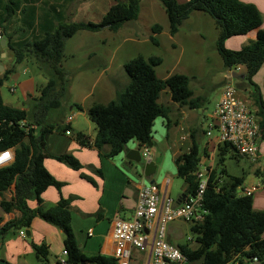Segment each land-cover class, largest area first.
<instances>
[{"label": "trees", "instance_id": "1", "mask_svg": "<svg viewBox=\"0 0 264 264\" xmlns=\"http://www.w3.org/2000/svg\"><path fill=\"white\" fill-rule=\"evenodd\" d=\"M25 1L32 4L23 7ZM160 1L173 35L194 12L211 16L218 28L216 47L225 67L245 64L247 80L255 85L253 77L264 64L263 15L255 4L243 0ZM35 2L37 0H0V31L14 56V66L0 76V150L15 148V161L0 168V207L4 213L14 210L21 213L19 218L5 223L0 215V238L13 230H30L34 219L40 217L65 232L64 246L72 264H116L113 256H87L81 249L72 227V199L62 195L65 183L45 166L47 158H55L80 171L82 162L72 153L51 154L46 147L48 137L58 127L62 134L66 129H72L71 125H64L65 115L59 113L70 86L68 71L63 66L67 41L82 30L98 32L109 28L118 31L125 23L139 18L141 0H116L100 22L67 21L64 10L40 16ZM19 9L21 19L18 17ZM256 29V39L242 48L234 50L227 47L226 42L231 37L246 35ZM162 30L159 24L153 26L155 34ZM152 40L156 45L160 44L158 37L152 36ZM33 55L50 67L46 85L40 89L38 97L31 98L29 110L6 104L2 86L15 66ZM162 63L160 56L138 55L125 64L129 82L115 99L107 103L95 102L87 109L78 104L77 107L96 124L97 133L92 138L79 131L72 135L74 140L82 147L95 148L101 157L114 159L126 150L132 140L140 144L153 141L156 120L159 117L169 119L170 108L160 102L164 91L168 90L172 100L181 106L200 108L204 104L203 98L195 96L190 77L175 73L160 78L156 69ZM258 108L261 139H264V104H258ZM23 121L26 125L22 124ZM202 154L193 136L188 151L175 159L177 175L187 186L181 201L184 196L194 195L198 190L199 181L195 173L200 167ZM218 155V165H223L226 156L237 157L240 154L226 143L220 145ZM223 173H226L224 168L220 175ZM82 176L96 185L93 178L84 173ZM218 177L217 172L211 173L204 192L208 214L202 221L191 225L196 245L187 242L179 246L188 258L185 264H253L256 261L264 264V210L254 208L253 196L240 194L244 176H229V180L223 183ZM13 186L14 195L8 199L6 193ZM50 187H56L61 196L56 205L46 208L43 194ZM32 200L37 203L35 207L30 205ZM34 246L38 257L47 259L49 246L46 243Z\"/></svg>", "mask_w": 264, "mask_h": 264}, {"label": "rangeland", "instance_id": "2", "mask_svg": "<svg viewBox=\"0 0 264 264\" xmlns=\"http://www.w3.org/2000/svg\"><path fill=\"white\" fill-rule=\"evenodd\" d=\"M85 1L87 0H77V3L80 4ZM90 1L95 2L91 7L70 9L67 13V20L76 22H100L116 0ZM187 1L179 0L180 3H186ZM207 17L200 21H194L193 18L191 19L192 21H184L180 26V31L171 36L169 19L161 1L141 0L139 18L125 23L118 31L109 29H103L99 32L80 31L69 39L65 49L63 66L68 71L70 86L59 113L63 116L65 115L64 121L69 115L74 116L72 121L73 134L77 133V130L91 134V136L97 132L96 124L89 119L85 111H81L77 107L78 103L89 108L94 102H108L117 97L112 90L109 91L108 95L100 94L98 91L99 88L96 90L95 83L98 73H101L104 69L105 73L109 75L108 80L106 78L104 80L106 82L109 81V83L112 80L116 89L122 90L128 82V76L124 68L125 64L134 57L142 54L146 57L160 56L163 58V63L156 69L160 78H167L175 73L189 76L195 95H202L201 97L205 103L203 107L197 109L182 107L179 103L172 101L171 94L168 90L163 92L160 102L170 108L171 131L175 129L176 123L183 117L184 113L182 111L187 113L189 110L194 111V118L191 122L199 127L193 125L186 128L188 125L186 123L182 124L177 133L178 137L177 135L173 137V134H169L167 138L166 129L163 125L161 126V122L166 120L163 117H159L156 120L155 128H153V130L159 129V132L156 133L159 141L154 146V158H156V155L159 156L156 158L157 163L165 164L166 171L173 164L171 163V159L176 147V140H179L178 146L182 147V152L179 153L180 155L187 150L186 145L190 142L189 139H192V130H194L196 138L198 140L200 139L201 142L208 140L209 137L201 129L208 130L205 118H208L220 97L221 85H219V82L223 78L224 73L222 71H226V68L216 47V40L219 35L218 28L214 20L210 16ZM156 24L163 27L161 34L155 35L153 32V26ZM152 36L158 37L159 45L153 42ZM90 51H97L98 54L89 55ZM3 53H6V55ZM13 58V53L7 46H0V65L3 66V70L0 71V76L6 69L12 68ZM49 69V65L43 61L31 60L29 65H27V72L25 74L30 80L26 83H17L15 85V80H11L9 76L10 79L5 82L1 89L5 101L15 106L28 105L31 102V98L38 97L40 89L46 85L49 77ZM231 84L237 87L235 82ZM11 86H16L15 92L10 91ZM241 90L239 92L243 96ZM59 128L48 137L47 152L51 154L63 152L72 153L82 162L83 169L80 171L73 170L67 164L61 163L53 158L47 160V165L52 168L55 164H61L71 169L69 171L75 173V178H79L80 182H75L81 184L80 190L83 195L82 197L73 199V208H71L72 211L74 210L72 214H74L76 222L78 221V211L81 209L86 210L87 214L85 217L92 218L97 217L98 212L104 213L101 210L103 207H107L108 209L112 208L113 202L112 204L109 202L114 201L116 199V193H119L123 189V192H126L124 196L127 198H121L120 201L124 202L126 207L131 208L135 204V199L133 196V187L128 184V179L142 175L141 170L136 165L130 167L127 159L125 160V164H123L121 158L118 156L115 160H112L101 157L99 151L95 148L80 147L73 136L62 134L59 132ZM261 140L259 143H261ZM243 162L250 165L245 159ZM226 166L231 172H236L239 169L238 158L228 155L226 157ZM50 170L52 171V169ZM100 172H103V177ZM80 173H84L96 180L98 186L95 187L86 178L84 179L89 182L82 180ZM171 180L173 181L171 198L177 201L184 193L185 181L176 174L174 176L171 175ZM74 189H76L75 183L74 181H70L68 190L73 191ZM12 195V191L6 193L8 199H11ZM31 203L34 205L37 204L35 200L31 201ZM18 213V210H14L12 213H7L3 217L6 218V222L15 220L20 217ZM41 221L42 223H47L44 219ZM88 223L91 224V220ZM173 224L179 227L178 237L173 239L176 244L190 242L193 246L196 245V235L191 230V222L177 220ZM31 229L33 233L27 235L26 242L20 236L22 231L26 233V228L10 231L3 238H0V256L12 253L16 256L15 261L17 264H49L48 260L53 262V251L50 247L46 259L38 257L34 246L46 243L39 240L35 242L33 239L34 233L44 234L42 227L33 226ZM106 230L104 229L103 232H106ZM25 243H27L26 250L23 249ZM135 256L136 253L133 255V258ZM141 264H144V261H141Z\"/></svg>", "mask_w": 264, "mask_h": 264}, {"label": "crops", "instance_id": "3", "mask_svg": "<svg viewBox=\"0 0 264 264\" xmlns=\"http://www.w3.org/2000/svg\"><path fill=\"white\" fill-rule=\"evenodd\" d=\"M243 1L247 2V3H253L259 8V10L261 11V13L263 15V24H262L261 28L264 29V0H243ZM30 4H32V3L31 2L28 3L25 1L24 3H22V6L25 7V6H28ZM92 4H95V2L90 1V0H87L85 2H81L80 4L77 3V0H37V2H35V5H37V8H38L39 15L40 16L44 15V17H45V14H54L56 12H62V10L65 11L66 17H68L67 13L70 9L73 10L75 8H78V7H87V6L91 7ZM21 9L18 10V17L20 19H21ZM75 11L77 12V10H75ZM207 16H209V15L202 13V12H194L193 14H191V16L188 19L185 20V22H188V20L192 21L191 20L192 18L194 21H197V20L200 21L201 19L208 18ZM41 20L42 19L40 18V21ZM39 22H38V24H40ZM214 22H215V20H214ZM104 29H109V28H104ZM257 30L258 29L253 30L246 35L231 37L230 39L227 40V47L230 49H234V50H238V49L242 48L244 45L248 44L251 40L256 39L257 33H258ZM82 31H88V30H82ZM162 31L160 33H156L155 35L161 34ZM171 36H173V34H171ZM216 43H217V40H216ZM90 52H89V55L98 54L97 51H90ZM30 59L33 61L34 60L38 61V59L34 55L31 56L30 58H26L23 62L18 63L15 66L14 72L10 74L11 80H15V85L17 83L18 84L19 83H26L28 80H30L29 77L27 75H25L27 72V65H29V63L31 62ZM12 61L13 62L11 64V67L14 66V58L12 59ZM224 66H225V64H224ZM222 73H224V74H223L222 80L219 82V85H221V88H220L221 94H220L219 99L221 98V95L223 93L225 85L235 82L238 90L240 91L242 89L241 92H242L243 96L249 100L251 108L257 114V111L259 109L258 104H261V103L264 104V64L261 67V69L259 70V72L253 77V83L255 85H251L249 83V81L247 80L248 69H247V66L245 64H240V65L234 66L232 68H226V71H224V72L222 71ZM13 76H14V78H13ZM105 78L108 80L109 75H108V73H105V70L103 69L101 71V73H98V75L96 76V83H95L96 90H97V88H99L98 91L100 92V94H104V95H108L109 91L112 90V92L113 91L115 92V95H118V91L120 89H116L112 80H110L111 81L110 83H109V81L106 82L104 80ZM128 82H129V77H128ZM128 82L125 85H127ZM2 96H3V94H2ZM195 96H202V95H195ZM3 99H4V97H3ZM219 99H218V101H219ZM258 100L260 103H258ZM4 101H5V99H4ZM5 103L8 105L14 106V107L23 108V109L25 108V109L29 110V104L28 105L23 104L22 106H15L14 104H9L6 101H5ZM101 103H107V102H101ZM204 104H202L201 107H203ZM81 105L85 109L88 108V106H85L83 104H81ZM182 107H187V106H182ZM215 107H214V109H215ZM195 109H197V108H195ZM214 109L210 112L208 118H205L207 121L208 130H209V123L212 120V113H213ZM182 112L184 113V115L181 118V120L176 123L175 129H173V131H171L172 128L170 125V121H171L170 114H169L168 120L165 119L166 121L161 122V126L163 125V127L166 129L167 138H168L169 134H173V137L175 135H177V137H178L177 133H178V130L182 124L186 123V125H188V126H186V128L191 127L193 125L195 127H199V126H196V124H193L191 122V121H193V118H194V114H195L194 111L189 110L188 113L185 111H182ZM201 125H202V123H201ZM71 127H72V123H71ZM201 130L203 132L205 131V133L209 137L208 140H206L205 142H201L200 139L198 140L196 138V136L194 134V130H192V132H191L192 133V139H189L190 142L186 145V149H187L186 151H188L189 147L192 145L193 136H195L196 140L198 141V143L201 147L202 153H203L200 165L203 168L209 169L210 175L213 172H217L219 175L218 179H219L220 183L227 182L229 179V176H237V177L244 176V182H243V185L241 186V188L239 189V191L243 188H250V187L256 186L257 189L253 194L254 208L256 210H264V139H262L261 143H259V154H260V156H259L258 161L253 162L250 159H248L247 157L239 155L236 157V158H238L239 169H237L236 172H231L229 170V168L226 166V159H225L223 165H218V156H219L218 153H219V148L221 145L218 141V131L213 130L212 134L208 135V133H207L208 130L207 131L203 130V129H201ZM77 132H79V131L77 130ZM158 132H159V129L154 130V132H153V145L151 146L152 147V149H151L152 161H154L155 164L157 165L156 173L153 174L150 178H147L144 176V174H142L139 177H133V178L128 179V184L133 187V194H134L133 196L135 199V204L131 208L126 207L124 205V202L120 201L121 198H124V197L127 198L126 196H124L126 192H123L124 191V189H123L119 193H116V199L114 201L109 202V200H107V202H109L110 204H112V202H113L112 208L108 209L107 207H103L101 210H103L104 213L98 212L97 217H92V218L91 217H85L87 212H86V210L81 209L80 211H78V218H77L78 221L76 222V219H75L74 214H73L72 227H73L74 233L76 235L79 246L81 247V249L84 251V253L87 256H96L98 254H102L105 256H113L114 255L115 242L112 238L113 222L118 218L129 219L133 216L134 211H135V207H136V201H137L139 187H141L142 185L151 184L154 181V184H157L160 187L163 195L171 197V187H172V182H173L171 180V175L172 176H174V174L177 175V168H176V164H175V159L179 155V153L182 152V147L178 146L179 140L177 139L175 142L176 147L174 149L173 157L171 159V163H173V164H171L170 167L168 169H166V171H165V164H163V163L158 164L157 163L156 158L159 156L156 155V158H154V155H155L154 154V152H155L154 146L157 145L158 141H159L158 137L156 136V133H158ZM88 135L91 136V134H88ZM189 135H190V133H189ZM95 136H96V134L91 136V137L94 138ZM131 143L129 142L126 150L118 156L119 158H121V161L123 164H125V160L127 159L128 165L130 167H132L133 165L135 166L136 163L127 158L128 151L130 149L136 148L137 146H141V144L137 140H132ZM80 147H82V146H80ZM82 148H89V147H82ZM90 149H92V148H90ZM63 153H65V152H63ZM59 154H61V153H59ZM229 156H232V155H229ZM48 159H50V158H47L45 160L46 168L58 180L65 183V185L62 188V195L65 198H71L72 201L74 198L82 197L83 194H82V191L80 190L81 184L77 183L80 181H79L78 177L75 178V173H72V171H69L71 169H68V167L67 168L64 167L60 163H58L60 165L55 164V166L52 168L49 167L47 165ZM53 159H55V158H53ZM115 159L116 158H114L112 160H115ZM244 159L247 160L250 165H247L245 162H243ZM57 161H59V160H57ZM59 162H61V161H59ZM61 163H63V162H61ZM69 168H71V167H69ZM223 168L226 170V173H223V175H220ZM50 169H52V171ZM80 175H81L80 178L82 180H86V179H84V177L82 176L81 173H80ZM101 175H102V177L104 176L103 172ZM70 181H74L75 186H76V189H74L73 191L68 190V185H69ZM75 181H77V182H75ZM86 181L89 182L88 180H86ZM95 182H96V180H95ZM89 183H91V182H89ZM94 186L97 187L98 183L96 182V185H94ZM186 187L187 186L185 184L184 191H185ZM52 188H54V189H52ZM11 191H12V194L14 195V191H15L14 186L11 188ZM13 195H12V197H13ZM60 196H61V194L57 190L56 187L48 188L43 194L44 206L46 208H49L51 206L56 205L60 199ZM181 196L179 197V199L177 201H175V200L174 201L176 203L180 202ZM0 198H1V196H0ZM30 205L32 207L36 206V204L35 205L32 204L31 201H30ZM71 208H73L72 203H71ZM1 211H2V209L0 207V215L1 216L7 215V213H4L3 211L1 214ZM18 212H19L18 213L19 216H21L20 211H18ZM72 212L74 213V210ZM41 220L42 219H40V217L35 218L31 228L33 226H40V227H42L44 234L34 233L33 239L35 242L38 240L41 242H46V244L53 251L52 255L54 256L53 262H50V260H48V263L49 264H57V257L65 249V246H64L65 232L57 226L54 227L55 225L53 226L49 222L42 223ZM89 220H91V224L88 223ZM108 221H109V223H107ZM5 222H6V218H4L3 223H5ZM174 222H171L168 225V240L172 244H174L176 246H180L182 244H180V243L176 244L173 240V239L178 237V231H179V227L175 226L173 224ZM83 223H84V225H83ZM90 229H93V232H94V235L92 237H90L88 235V231ZM104 229H107L106 232H103ZM30 231L32 234L33 230L30 229ZM22 238L26 242L27 237H22ZM26 244L27 243H25L23 246L24 250L27 249ZM134 252L136 253V256H135V258H133V264H141V261H144V264H150V259H151L150 250L147 252H140V251H134ZM15 257L16 256H14L12 253L11 254L8 253L5 256H0V261L4 260L5 264H17L15 261Z\"/></svg>", "mask_w": 264, "mask_h": 264}, {"label": "built area", "instance_id": "4", "mask_svg": "<svg viewBox=\"0 0 264 264\" xmlns=\"http://www.w3.org/2000/svg\"><path fill=\"white\" fill-rule=\"evenodd\" d=\"M4 39L0 31V40ZM11 92L16 86L10 87ZM74 116L69 115L64 125H71ZM22 124L26 125V121ZM218 131L220 144H230L236 152L253 162L259 159V141L261 125L256 112L251 108L249 100L242 96L238 88L231 83L226 84L221 98L212 113L208 135ZM65 134L72 136V129ZM141 152L145 161H152L151 146L141 144ZM15 161V148L0 150V168L10 166ZM199 187L194 195L186 196L176 203L170 196L162 194L157 184L151 183L139 187L134 214L129 219L118 218L112 225V238L115 242L116 264H133L134 251L150 250V264H185L187 256L179 246L168 240V225L176 220L186 222L202 221L208 210L204 205V192L210 176L209 169L201 165L196 171ZM257 187L243 188L241 195L253 196ZM11 191V190H10ZM8 193V192H7ZM1 200V198H0ZM22 237L27 234L22 231ZM88 235H94L93 229ZM257 260V259H256ZM57 264H72L66 249L57 257Z\"/></svg>", "mask_w": 264, "mask_h": 264}, {"label": "water", "instance_id": "5", "mask_svg": "<svg viewBox=\"0 0 264 264\" xmlns=\"http://www.w3.org/2000/svg\"><path fill=\"white\" fill-rule=\"evenodd\" d=\"M0 46L5 47L7 46V40L6 39H2L0 40ZM6 55V53H3ZM3 70V66L0 65V71ZM149 146L153 145V141L148 143ZM127 158L129 160H132L136 163V166L141 170L142 174H144L145 177L150 178L153 174L156 173L157 171V165L155 164L154 161H145L143 159L142 156V152H141V146H137L134 149H130L127 153ZM154 183V181L152 182ZM186 196H184L185 198ZM26 234L30 235L31 231L28 229L26 230ZM0 264H5L4 260L0 261ZM253 264H262L261 261H256Z\"/></svg>", "mask_w": 264, "mask_h": 264}]
</instances>
